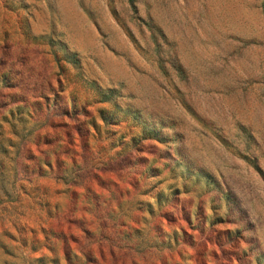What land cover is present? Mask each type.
<instances>
[{
  "label": "rangeland",
  "instance_id": "1",
  "mask_svg": "<svg viewBox=\"0 0 264 264\" xmlns=\"http://www.w3.org/2000/svg\"><path fill=\"white\" fill-rule=\"evenodd\" d=\"M0 264H264V0H0Z\"/></svg>",
  "mask_w": 264,
  "mask_h": 264
}]
</instances>
